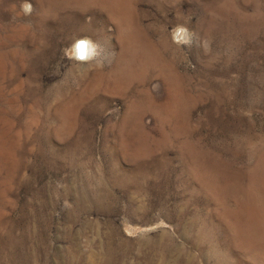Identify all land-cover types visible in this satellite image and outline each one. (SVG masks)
Here are the masks:
<instances>
[{
  "label": "rangeland",
  "instance_id": "rangeland-1",
  "mask_svg": "<svg viewBox=\"0 0 264 264\" xmlns=\"http://www.w3.org/2000/svg\"><path fill=\"white\" fill-rule=\"evenodd\" d=\"M59 1L0 0V264H264V0Z\"/></svg>",
  "mask_w": 264,
  "mask_h": 264
},
{
  "label": "bare ground",
  "instance_id": "bare-ground-1",
  "mask_svg": "<svg viewBox=\"0 0 264 264\" xmlns=\"http://www.w3.org/2000/svg\"><path fill=\"white\" fill-rule=\"evenodd\" d=\"M59 0H49V2H58ZM72 2L79 3L80 5H98L106 10L109 17L115 21L117 25V33L118 35H121V38H124V33H128V28L125 27V24L129 20L127 14L129 13L130 6L125 5V0H60L59 4L60 6L64 5H70ZM131 4V3H130ZM126 6V7H125ZM85 42V56L89 55V45L87 41L82 40ZM81 42V41H79ZM78 42V43H79ZM77 46V45H76ZM77 56L79 57V49L76 48ZM124 71V70H123Z\"/></svg>",
  "mask_w": 264,
  "mask_h": 264
},
{
  "label": "clouds",
  "instance_id": "clouds-1",
  "mask_svg": "<svg viewBox=\"0 0 264 264\" xmlns=\"http://www.w3.org/2000/svg\"><path fill=\"white\" fill-rule=\"evenodd\" d=\"M21 8L24 12L25 15H30L33 11V6L31 3L28 2V0H24V3L21 5ZM83 45V49L81 48V46ZM79 49V58L80 59H85V42L81 41L77 44L76 46ZM75 52V49H73V53ZM73 53H69V55H72ZM93 54V50L89 49V55Z\"/></svg>",
  "mask_w": 264,
  "mask_h": 264
},
{
  "label": "snow or ice",
  "instance_id": "snow-or-ice-1",
  "mask_svg": "<svg viewBox=\"0 0 264 264\" xmlns=\"http://www.w3.org/2000/svg\"><path fill=\"white\" fill-rule=\"evenodd\" d=\"M81 48L83 49V45L81 46Z\"/></svg>",
  "mask_w": 264,
  "mask_h": 264
}]
</instances>
